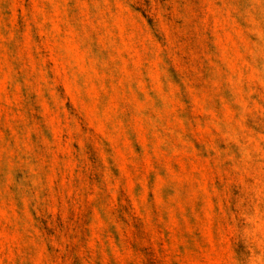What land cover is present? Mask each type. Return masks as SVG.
<instances>
[{
	"label": "rangeland",
	"instance_id": "obj_1",
	"mask_svg": "<svg viewBox=\"0 0 264 264\" xmlns=\"http://www.w3.org/2000/svg\"><path fill=\"white\" fill-rule=\"evenodd\" d=\"M0 264H264V0H0Z\"/></svg>",
	"mask_w": 264,
	"mask_h": 264
}]
</instances>
